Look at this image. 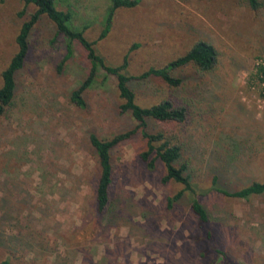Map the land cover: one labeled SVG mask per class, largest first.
Masks as SVG:
<instances>
[{"label": "rangeland", "instance_id": "rangeland-1", "mask_svg": "<svg viewBox=\"0 0 264 264\" xmlns=\"http://www.w3.org/2000/svg\"><path fill=\"white\" fill-rule=\"evenodd\" d=\"M261 1L253 9L246 0H140L120 8L108 35L95 45L114 66L137 44L129 75L167 64L198 39L217 49L212 71L190 65L176 71L184 80L179 87L154 77L132 82L143 106L169 97L188 103L185 123L157 129L178 135L198 158L194 182L208 223L193 212L189 194L169 206V197L183 186L163 183L165 167L151 169L141 159L147 144L139 132L113 150L116 215L106 220L95 213L99 164L89 134L112 137L137 122L121 111L116 77L104 70L86 93L87 108L71 102L90 70L87 52L74 42L61 70L68 40L48 17L40 20L16 104L0 120V200L10 197L13 206L3 224L10 233L22 232L15 248L19 264H264V194L245 199L211 189L212 170L225 161L230 171L221 182L229 190L264 181V75L257 73L264 64ZM110 4L59 0L57 7L70 10L71 25L85 27L86 37L97 40ZM34 9L22 0H0V86L17 51L16 36ZM7 255L0 251V260Z\"/></svg>", "mask_w": 264, "mask_h": 264}, {"label": "trees", "instance_id": "trees-1", "mask_svg": "<svg viewBox=\"0 0 264 264\" xmlns=\"http://www.w3.org/2000/svg\"><path fill=\"white\" fill-rule=\"evenodd\" d=\"M26 6L33 5L34 11L27 15L16 36L17 51L12 56L7 67L2 71V84L0 86V120L8 118L16 104L20 75L30 52V43L33 31L40 20L46 16L57 27L60 34L67 38V54L60 64L63 69L65 62L74 53V42L80 43L86 50L90 61V70L81 84L75 88L70 95V100L78 108L88 107L86 98L87 91L94 85L100 71L114 75L117 80V88L122 102V112H129L137 122V125L128 131L118 133L112 137H101L97 133L89 134V146L95 153L99 164V174L95 187L96 214L109 220L116 215L113 208V192L115 184V164L113 161V150L127 141L135 133H141L146 140L147 149L140 154L141 159L151 169H157L159 164L165 167L162 176L163 183L176 182L183 186L174 196L169 197V206L172 207L176 201L190 195L191 208L201 223H208L210 215L205 205L197 196V187L194 182L198 168L195 160L198 158L189 152L178 135H171L168 131L157 129L160 124H182L188 120L190 109L185 101L173 97L163 98L159 102L149 106L141 105L137 100V93L132 82L142 83L153 77L163 80L171 87H179L183 84V78L176 74V71L186 66H193L198 70L209 72L216 68L219 62V53L215 46L207 40L198 39L192 47L183 55L171 60L161 67H150L139 75H129V55L135 44L125 54L122 62L118 65L106 63L95 48L96 43L104 39L110 32L114 16L120 8H132L139 4L140 0H111L103 29L97 40H89L85 31L86 28H75L71 25L73 13L70 10H63L57 7L59 0H22ZM253 9L263 5L261 0H246ZM26 11L22 12V15ZM258 74H264V66L257 70ZM1 134V132H0ZM228 161L216 164L212 170L211 189L223 195L235 198L248 199L254 195L264 194V181H252L247 186L231 191L221 182V175L230 171L227 167ZM9 198V199H8ZM0 200V251L8 252V255L0 260V264H19L21 255L16 252V245L21 243L19 230H12L10 233L3 224L4 216L13 210L10 197ZM8 199V200H7ZM115 213V214H113ZM113 219V218H112ZM219 252H222L219 250Z\"/></svg>", "mask_w": 264, "mask_h": 264}, {"label": "built area", "instance_id": "built-area-1", "mask_svg": "<svg viewBox=\"0 0 264 264\" xmlns=\"http://www.w3.org/2000/svg\"><path fill=\"white\" fill-rule=\"evenodd\" d=\"M260 66H264V64H261ZM264 75V74H263Z\"/></svg>", "mask_w": 264, "mask_h": 264}]
</instances>
